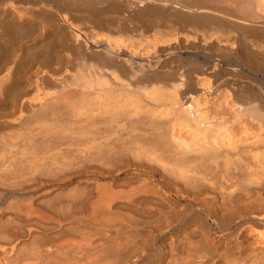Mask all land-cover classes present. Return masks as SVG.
I'll return each mask as SVG.
<instances>
[{"label":"bare ground","instance_id":"bare-ground-1","mask_svg":"<svg viewBox=\"0 0 264 264\" xmlns=\"http://www.w3.org/2000/svg\"><path fill=\"white\" fill-rule=\"evenodd\" d=\"M0 264H264V0H0Z\"/></svg>","mask_w":264,"mask_h":264}]
</instances>
